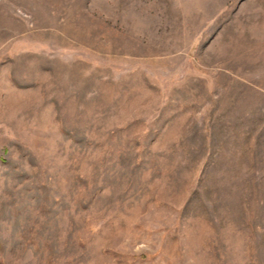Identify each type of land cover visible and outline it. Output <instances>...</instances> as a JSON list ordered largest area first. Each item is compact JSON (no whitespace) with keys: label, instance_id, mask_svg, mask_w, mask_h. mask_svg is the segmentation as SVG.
Returning a JSON list of instances; mask_svg holds the SVG:
<instances>
[{"label":"rangeland","instance_id":"1","mask_svg":"<svg viewBox=\"0 0 264 264\" xmlns=\"http://www.w3.org/2000/svg\"><path fill=\"white\" fill-rule=\"evenodd\" d=\"M0 264H264V0H0Z\"/></svg>","mask_w":264,"mask_h":264}]
</instances>
